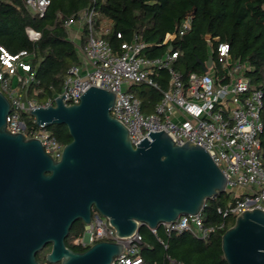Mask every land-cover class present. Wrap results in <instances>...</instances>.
<instances>
[{
	"label": "water",
	"instance_id": "water-1",
	"mask_svg": "<svg viewBox=\"0 0 264 264\" xmlns=\"http://www.w3.org/2000/svg\"><path fill=\"white\" fill-rule=\"evenodd\" d=\"M212 62L210 56L203 70ZM63 96L27 111L37 125L68 127L72 140L55 159L40 139L8 130L11 102L0 90V264H40L37 254L48 244L50 263L110 264L123 243L98 241L75 251L65 242L76 221L90 223L93 209L128 237L142 225L156 230L197 214L226 191L225 175L200 145H179L163 130L146 136L138 130L135 146L111 114L115 92L92 85L69 105ZM221 247L228 264H264V211L236 216Z\"/></svg>",
	"mask_w": 264,
	"mask_h": 264
},
{
	"label": "built area",
	"instance_id": "built-area-1",
	"mask_svg": "<svg viewBox=\"0 0 264 264\" xmlns=\"http://www.w3.org/2000/svg\"><path fill=\"white\" fill-rule=\"evenodd\" d=\"M23 1L39 13H44L50 4V0ZM84 25L87 32L85 42H82ZM65 26L76 42L80 63L68 69L61 91L54 99L48 98L45 104H39L27 94L34 79L27 60L29 53L22 50L13 54L0 46V90L11 102V112L7 116L9 131L40 139L46 152L59 159L64 145L53 136L48 126L36 124L28 127L22 114L36 106L52 104L57 96L63 94L65 104L79 103L80 96L95 85L115 92L111 114L126 125L135 146L141 142L136 131L146 136L150 130H163L179 145L191 141L208 151L225 175V192L231 195L226 206L218 209L223 217L235 218L254 208L264 211V162L260 137L264 129L261 117L263 91L257 87L251 89V79L247 75L250 67L233 59L228 42L206 34L210 51L216 59L212 55L213 62L207 71L193 72L184 79L183 74L174 68L179 51L169 49L162 57L149 58L143 54L149 45L137 38L123 41L120 49L114 50L106 38L112 31V20L94 7L79 17L67 19ZM191 27L192 15L188 14L179 27L166 34L163 44L183 36ZM26 31L33 41L41 36L31 27ZM117 36L122 38L120 33ZM162 69L170 74L164 90L160 89L153 76ZM137 83H145L162 92L161 100L149 114L142 112L141 99L131 90L132 84ZM161 225L169 233L190 232L208 241L226 222L207 225L200 211L180 215L176 220ZM156 230L152 229L154 233ZM98 241L123 243V252L110 264H143L140 230L128 237H120L109 219L93 209L90 223H84V232L75 239V243L88 248Z\"/></svg>",
	"mask_w": 264,
	"mask_h": 264
},
{
	"label": "trees",
	"instance_id": "trees-1",
	"mask_svg": "<svg viewBox=\"0 0 264 264\" xmlns=\"http://www.w3.org/2000/svg\"><path fill=\"white\" fill-rule=\"evenodd\" d=\"M92 7L112 20V31L106 38L114 50L118 51L123 41L137 38L149 45L144 56L159 58L171 45L172 50L179 51L174 68L184 79L193 72L203 73V64L210 56L216 59L206 34L228 42L233 59L249 65L247 75L251 83L263 91L261 117L264 123V0H50L44 13L27 7L23 0H0V46L13 54L22 50L29 53L27 60L34 79L28 87V97L45 104L48 98L54 99L61 91L68 69L80 63L76 42L71 39L65 21L79 17ZM188 14L192 15L191 29L163 44L166 34L179 27ZM27 27L39 31L40 38L31 40ZM86 32L84 25L82 42H85ZM118 33L122 38H118ZM153 76L161 90L167 88L168 70H159ZM160 89L145 83L131 86L141 99L144 113L153 111L161 100ZM30 124L36 126L33 120ZM48 129L63 145L72 140L65 124H53ZM260 137L264 162V129ZM230 197L224 192L206 201L202 210L205 224L226 222L208 241L190 232L169 233L162 225L154 233L147 225H142L139 230L143 264H228L223 255L221 236L235 218L223 217L218 209L224 208ZM83 232L84 222L76 221L65 240L66 245L75 251L87 249L75 243ZM50 249L51 244H48L37 254L40 264H60L47 261L46 254Z\"/></svg>",
	"mask_w": 264,
	"mask_h": 264
},
{
	"label": "rangeland",
	"instance_id": "rangeland-1",
	"mask_svg": "<svg viewBox=\"0 0 264 264\" xmlns=\"http://www.w3.org/2000/svg\"><path fill=\"white\" fill-rule=\"evenodd\" d=\"M17 84V81H16V79H15V85ZM132 86H133V84H132ZM253 88H256V86H255V84H251V89H253ZM36 99V98H35ZM143 113H144V111H142ZM152 112V111H151ZM150 112H148V113H144V114H149ZM22 119H24L25 120V122L27 123V125H28V127H30L31 126V124H30V121L31 120H33V117L31 116V115H29V114H24V116L22 117ZM46 253V252H45Z\"/></svg>",
	"mask_w": 264,
	"mask_h": 264
},
{
	"label": "crops",
	"instance_id": "crops-1",
	"mask_svg": "<svg viewBox=\"0 0 264 264\" xmlns=\"http://www.w3.org/2000/svg\"><path fill=\"white\" fill-rule=\"evenodd\" d=\"M76 30H74V33H75Z\"/></svg>",
	"mask_w": 264,
	"mask_h": 264
},
{
	"label": "flooded vegetation",
	"instance_id": "flooded-vegetation-1",
	"mask_svg": "<svg viewBox=\"0 0 264 264\" xmlns=\"http://www.w3.org/2000/svg\"><path fill=\"white\" fill-rule=\"evenodd\" d=\"M51 250V249H50Z\"/></svg>",
	"mask_w": 264,
	"mask_h": 264
}]
</instances>
